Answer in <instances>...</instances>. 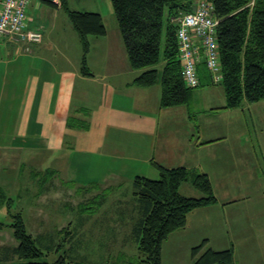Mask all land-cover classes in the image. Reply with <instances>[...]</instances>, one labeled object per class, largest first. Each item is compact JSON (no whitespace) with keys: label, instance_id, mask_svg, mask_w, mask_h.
Masks as SVG:
<instances>
[{"label":"crops","instance_id":"obj_1","mask_svg":"<svg viewBox=\"0 0 264 264\" xmlns=\"http://www.w3.org/2000/svg\"><path fill=\"white\" fill-rule=\"evenodd\" d=\"M61 9L30 1L27 27L44 35L30 50L9 34L0 40V163L36 167L32 159L45 150L57 179L74 164L100 167L95 181L115 188L136 175L158 177L156 162L207 172L217 202L190 212L178 232H195L194 241L207 238L216 249L233 245L235 264H264V99L235 107L257 121L253 138L245 114L225 107L224 89L210 83L201 58L200 100L162 106L161 84H134L143 69L132 67L117 19L108 24L100 10L107 33L89 35L86 74L81 37L67 17L59 21ZM2 207L8 209L3 197Z\"/></svg>","mask_w":264,"mask_h":264},{"label":"trees","instance_id":"obj_2","mask_svg":"<svg viewBox=\"0 0 264 264\" xmlns=\"http://www.w3.org/2000/svg\"><path fill=\"white\" fill-rule=\"evenodd\" d=\"M45 1L61 5L69 13L83 43V72L91 73L87 64L90 51L88 37L107 33L102 14L98 11L71 9L68 0H60V4L52 0ZM111 1L130 63L134 69H143L134 79V84L141 87L161 84L162 106L186 104L191 96L190 89L200 86L201 80L195 87L185 82L178 50V23L175 19L180 14L192 11L200 0ZM210 1L214 4V15L218 19L217 41L223 76L221 82L215 83L206 66L210 72V83L223 87L226 108L264 99V0ZM161 62L163 67L160 71L155 66ZM155 166L159 171L158 177L136 175L133 180L136 200L134 210L138 209L140 217L134 224L132 234L144 257L127 264H162V246L168 236L187 225L190 212L217 202L207 172L184 165L169 168L156 162ZM46 169L41 178L43 190L53 188L57 179L56 169ZM33 171L34 175L41 172L36 169ZM70 182L73 183L68 180V184ZM184 183L191 184L200 195L184 194L181 190ZM80 187L90 191L86 186ZM110 188L99 189L88 202L80 203V209L88 210L91 207L88 203L95 200L100 206L103 205L107 197H98ZM4 195L0 193V198L3 197L7 202L11 221L0 222V228L11 227L16 241L13 246L0 249V261H11L16 256L22 261L0 264H72V260L65 255L52 262L38 260L44 252L29 231L24 213L13 210L11 198ZM66 231L72 232L69 227H63L59 233ZM207 243L208 239L205 238L192 247V264H235L233 245L216 249L207 246Z\"/></svg>","mask_w":264,"mask_h":264},{"label":"rangeland","instance_id":"obj_3","mask_svg":"<svg viewBox=\"0 0 264 264\" xmlns=\"http://www.w3.org/2000/svg\"><path fill=\"white\" fill-rule=\"evenodd\" d=\"M45 5L46 11H48V4ZM70 6L81 10H100L108 24H110L109 19H116L111 0H70ZM60 13L59 21H63L64 17H67V23L72 24L70 16L64 8ZM47 15L48 13H46ZM155 67L161 71L162 62ZM219 87L222 88L221 85ZM201 88L202 86H198L190 89L191 96L188 101L191 107H194V103L200 100L199 91ZM242 109V107L229 108V111L245 114L247 118H244L245 128L250 129V134L256 138V132L259 129L255 130L254 127H256L257 121L252 120L251 113L248 117V108L243 111ZM238 115L235 116L238 117ZM235 116H231V119ZM262 132L264 134V131ZM250 134L248 133V136H251ZM40 156H42L40 160L38 158L31 161L36 167L30 165L31 168L26 167L20 170L7 165V161L4 165L0 163V193L5 194L6 198H11L13 210H23L28 229L33 233L38 246L44 252V255L38 260L52 262L65 255L67 259L72 260V264H127L129 261L134 262L144 257L132 234L134 224L140 217L138 209L134 210L136 200H134L132 182L115 188L112 185L95 181V176L101 175L100 167L86 166L78 169L74 164L73 169H65L68 177L63 173L58 174L54 187L51 189L47 187L43 190L41 178L47 170L46 166H50V164L48 159H45V156L48 157V154L45 155V150ZM34 169L41 171L40 174L34 175ZM68 179L73 183L68 184ZM59 182L63 183L62 186ZM80 186H86L90 191L87 192ZM109 187L111 188L108 191L102 192L98 197V199L107 197L104 206H100L95 200L88 203L91 206L89 211L80 209V203L88 202L99 189L102 191L103 188ZM188 187H192V189ZM181 190L187 195H200V192L189 183L183 184ZM6 211L5 207L0 208V222L9 220L10 215L8 213L6 215ZM36 214L43 219V224L38 222ZM110 224L113 225L112 228H110L112 226ZM100 225H103V229H99ZM63 227H69L73 233L67 231L59 233ZM176 232L170 234L163 242L162 264H192L191 249L201 241H194L195 232L183 234ZM15 241L11 227L0 229V249L5 246H13ZM20 261L22 260L16 256L11 261L1 260L0 263Z\"/></svg>","mask_w":264,"mask_h":264},{"label":"built area","instance_id":"obj_4","mask_svg":"<svg viewBox=\"0 0 264 264\" xmlns=\"http://www.w3.org/2000/svg\"><path fill=\"white\" fill-rule=\"evenodd\" d=\"M31 0H0V40L7 34L23 42L27 50L31 44L41 42L43 32L27 27V8ZM60 4V0H52ZM178 23V50L182 60V73L188 86L200 83L198 63L202 58L215 83L221 82L220 54L217 41L218 19L214 15V4L200 0L192 11L176 18Z\"/></svg>","mask_w":264,"mask_h":264}]
</instances>
